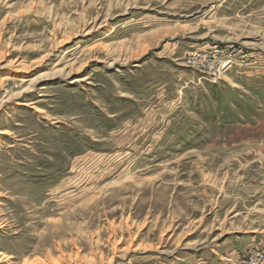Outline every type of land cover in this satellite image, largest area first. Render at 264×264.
Segmentation results:
<instances>
[{"label":"rangeland","instance_id":"obj_1","mask_svg":"<svg viewBox=\"0 0 264 264\" xmlns=\"http://www.w3.org/2000/svg\"><path fill=\"white\" fill-rule=\"evenodd\" d=\"M256 249L264 0H0V264Z\"/></svg>","mask_w":264,"mask_h":264},{"label":"built area","instance_id":"obj_2","mask_svg":"<svg viewBox=\"0 0 264 264\" xmlns=\"http://www.w3.org/2000/svg\"><path fill=\"white\" fill-rule=\"evenodd\" d=\"M226 65V62L224 61L221 65V68H223ZM243 264H264V250L256 249L252 256L247 257Z\"/></svg>","mask_w":264,"mask_h":264}]
</instances>
